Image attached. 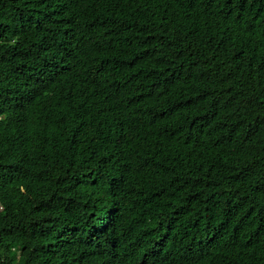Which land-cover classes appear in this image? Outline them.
Listing matches in <instances>:
<instances>
[{"label": "trees", "instance_id": "1", "mask_svg": "<svg viewBox=\"0 0 264 264\" xmlns=\"http://www.w3.org/2000/svg\"><path fill=\"white\" fill-rule=\"evenodd\" d=\"M0 264H264V0H0Z\"/></svg>", "mask_w": 264, "mask_h": 264}]
</instances>
